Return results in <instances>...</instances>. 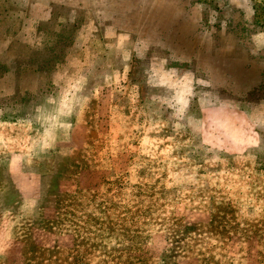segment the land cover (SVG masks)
<instances>
[{
    "label": "rangeland",
    "instance_id": "rangeland-1",
    "mask_svg": "<svg viewBox=\"0 0 264 264\" xmlns=\"http://www.w3.org/2000/svg\"><path fill=\"white\" fill-rule=\"evenodd\" d=\"M0 264H264V0H0Z\"/></svg>",
    "mask_w": 264,
    "mask_h": 264
},
{
    "label": "crops",
    "instance_id": "crops-1",
    "mask_svg": "<svg viewBox=\"0 0 264 264\" xmlns=\"http://www.w3.org/2000/svg\"><path fill=\"white\" fill-rule=\"evenodd\" d=\"M22 214H23V215H24V214L26 215L27 213H25V211L23 210V211H22ZM30 257H31L30 255L27 256V258H30Z\"/></svg>",
    "mask_w": 264,
    "mask_h": 264
}]
</instances>
